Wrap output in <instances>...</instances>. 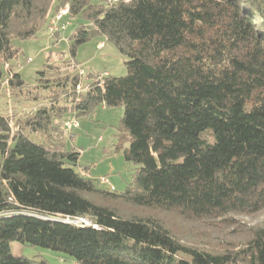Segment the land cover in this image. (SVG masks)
<instances>
[{
	"label": "trees",
	"instance_id": "1",
	"mask_svg": "<svg viewBox=\"0 0 264 264\" xmlns=\"http://www.w3.org/2000/svg\"><path fill=\"white\" fill-rule=\"evenodd\" d=\"M54 1L0 0V87L17 55L12 39L34 38ZM56 2L68 7V20H82L67 39L69 55L104 37L127 58L126 75L99 82L89 74L76 100V64L52 79L59 68L46 64L40 80L71 97L70 106L53 102L25 126L43 135L53 118L121 106L123 157L138 168L123 192L104 190L75 170L77 152L10 135L0 115V264H47L13 256L11 242L71 264H264V222L236 251L212 253L132 213L231 222L264 210V0ZM6 82L23 85L10 71Z\"/></svg>",
	"mask_w": 264,
	"mask_h": 264
},
{
	"label": "rangeland",
	"instance_id": "2",
	"mask_svg": "<svg viewBox=\"0 0 264 264\" xmlns=\"http://www.w3.org/2000/svg\"><path fill=\"white\" fill-rule=\"evenodd\" d=\"M56 1L48 15L65 7L55 9ZM105 1L90 0L92 5L104 4ZM68 22L70 24L66 30L58 35L49 37L46 24L34 38L12 39L11 45L17 51V55L4 67V77L0 87V115L7 118L10 135L23 132L33 142L44 143L54 149H60L59 143L62 142L65 150H73L79 154L76 171L85 172L89 179L95 181L105 177L113 191L121 193L131 184L138 168L133 163L125 162L123 157L128 147V140L125 139L121 129L123 113L121 106L107 108L98 105L86 115L76 117L79 127L72 132V139L68 133L59 132L61 124L71 116L69 113L61 118H53L54 129L43 135L30 132L25 126V122L33 117L37 110L48 107L53 102L60 108L68 109L70 106L71 97L52 84L45 87L47 83L40 80L41 76L38 73L43 71L46 64L50 63L52 68H59V73L55 71L49 73L51 79L63 73L66 62L75 63V71L81 68L86 74L99 75L107 72L110 77L126 75L127 58L119 54L114 45L101 36H95L80 45L74 57H71L67 39L82 20L70 18ZM101 43L102 47L98 48ZM9 71L20 76L23 82L21 88L9 89L6 82ZM100 187L105 190V187ZM132 213L142 217H153L161 221L184 243L212 253L236 251L247 242L249 232L264 222V210L251 216L231 217V222L226 219L186 221L178 218L174 213L148 210H134ZM73 223H87V221L79 220ZM9 248L15 257L42 259L47 264H71L62 263L58 253L40 247L11 242Z\"/></svg>",
	"mask_w": 264,
	"mask_h": 264
},
{
	"label": "built area",
	"instance_id": "3",
	"mask_svg": "<svg viewBox=\"0 0 264 264\" xmlns=\"http://www.w3.org/2000/svg\"><path fill=\"white\" fill-rule=\"evenodd\" d=\"M111 3H116L119 0H108ZM68 15V7L65 6L63 9L59 10L56 13H53L52 15H48L47 19V34L49 37L53 35H58L63 33L67 26L70 24L67 19ZM66 18V20H65ZM102 47V43L98 45V48ZM78 77L80 78V81L76 84L74 90L72 91L73 94L76 96V100L78 99L79 96L84 94L86 90L89 88V82H91L88 79V75L86 74L85 71L81 68H77L76 70ZM97 76V80L101 82L104 78H107L109 75L107 72H102ZM79 127L78 119L74 116L71 115L66 121H64L62 128L65 133H68L69 137L72 139L73 134L72 132ZM96 182L100 185L105 187V189L109 191H113L112 186L109 184L107 179L105 177H100L99 179L96 180Z\"/></svg>",
	"mask_w": 264,
	"mask_h": 264
},
{
	"label": "crops",
	"instance_id": "4",
	"mask_svg": "<svg viewBox=\"0 0 264 264\" xmlns=\"http://www.w3.org/2000/svg\"><path fill=\"white\" fill-rule=\"evenodd\" d=\"M59 145H60V148H62L63 150H65L64 149V145H63V143L61 142V143H59ZM69 150V149H68ZM68 150H65V151H68ZM78 172H80V174H82V175H85V172H83V171H78ZM86 176V175H85Z\"/></svg>",
	"mask_w": 264,
	"mask_h": 264
}]
</instances>
